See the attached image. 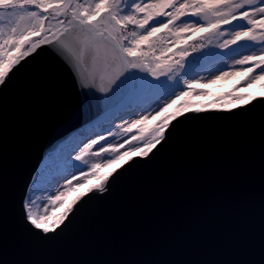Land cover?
Returning <instances> with one entry per match:
<instances>
[{
    "label": "snow or ice",
    "instance_id": "1",
    "mask_svg": "<svg viewBox=\"0 0 264 264\" xmlns=\"http://www.w3.org/2000/svg\"><path fill=\"white\" fill-rule=\"evenodd\" d=\"M45 48L67 65L84 113L23 189L28 231L50 242L130 171L155 161L198 118L190 113L247 108L238 103L245 95L231 93L197 104L206 94L197 76L208 71L214 83L243 75L239 87L264 81V0H0V101L22 62Z\"/></svg>",
    "mask_w": 264,
    "mask_h": 264
},
{
    "label": "water",
    "instance_id": "2",
    "mask_svg": "<svg viewBox=\"0 0 264 264\" xmlns=\"http://www.w3.org/2000/svg\"><path fill=\"white\" fill-rule=\"evenodd\" d=\"M29 57L0 101V264H264V100L188 120L50 242L21 214L33 169L84 117L67 65Z\"/></svg>",
    "mask_w": 264,
    "mask_h": 264
},
{
    "label": "rangeland",
    "instance_id": "3",
    "mask_svg": "<svg viewBox=\"0 0 264 264\" xmlns=\"http://www.w3.org/2000/svg\"><path fill=\"white\" fill-rule=\"evenodd\" d=\"M200 77H203L204 78L202 80V83H203V91L206 94L205 95H198V96L195 97V101H196L197 104L210 105V102H212V99H211L212 98V95H211L210 89L213 88V87H215V86H217V85H221V86H224L225 87V85L227 84L226 80L232 81V83H234L235 86H236V88H234L231 91V94H234V95H245L247 97V99H245V100L238 101L239 104L240 103H244L247 100H249L251 97H253V93H251V87L254 86V85H256V83L263 84L262 91H260V92L264 93V81H257L255 83L250 84L247 87H239L236 84V81L233 82V80L235 78H238V77H240V79L242 81H244V76L243 75H233V76H230L228 78H225L224 80H217L214 83H207L206 81L211 78V75H210V73L208 71H203L202 70V71L199 72V75L197 76V78L199 79ZM113 131H115V129H113ZM116 139L119 140V137H117ZM105 171H110V169H106ZM90 182L91 183H96L97 181L95 180V178H90ZM84 189H86V186H85V188L80 189L77 192L71 193L68 196V200L71 201L73 198H75L76 196H78L80 194V192L83 191ZM44 198H46V196ZM34 211L40 212V211H42V209H40L39 206H37L36 208H34ZM57 211H59V210L57 209Z\"/></svg>",
    "mask_w": 264,
    "mask_h": 264
}]
</instances>
